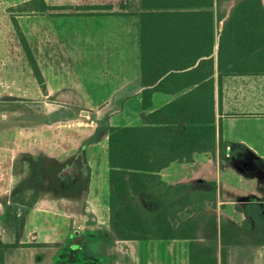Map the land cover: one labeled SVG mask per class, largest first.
<instances>
[{"label":"crops","instance_id":"1","mask_svg":"<svg viewBox=\"0 0 264 264\" xmlns=\"http://www.w3.org/2000/svg\"><path fill=\"white\" fill-rule=\"evenodd\" d=\"M147 1L152 4L174 0ZM2 6L0 16L9 24L0 43H6V47L13 43L24 50L19 29L41 68L45 98L36 103H43L51 112L73 111L68 116L73 124L80 127L85 124L88 128L84 136L59 140L29 134L0 138V264H58L62 259L57 242L52 243V238L41 239L51 232L39 231L36 177L32 181L27 179L31 160L42 153L55 159L58 148L54 146L64 145L58 151L65 154L66 161L76 163L66 167L62 175L65 182L76 187L74 193L86 200L85 207L105 208L109 224L110 200L104 203L97 199L101 205L88 200V194L100 192L101 187L100 176L94 175L88 162L101 159L110 186L108 130L114 126H167L163 122L166 115L154 112L171 104L169 118L177 121L168 126L179 131L196 126V118L213 120L208 125L215 127V151L184 149L182 157L159 172L161 178L169 184L189 183L191 188L202 190H210L214 182L216 207H206L208 213L217 215V232L199 240L215 248L218 264H264V73L219 77L216 4L212 8L213 53L197 60L196 46L202 44V34L209 32V28L196 25V7H151L144 6L143 0H2ZM196 33L201 34L200 40ZM44 65H48L52 74L48 79ZM53 66H75L79 86L90 98L91 108L78 100L66 99L69 97L57 98L54 91L63 74L54 72ZM59 84V90H70L73 94L79 91ZM144 90H153L151 104L145 108ZM3 96L0 106L4 108H0V113L8 114L11 110L3 103L7 100ZM23 112V108H18L16 113ZM13 127L22 133L31 130L30 125L19 120ZM189 141L196 145V136ZM190 154L192 160L187 162ZM242 161L251 169L243 170L239 165ZM211 162L217 164L218 173L228 171L226 181L196 172L197 164L205 167ZM233 176H239V185L232 184L229 178ZM140 198L151 210L161 205L158 197L142 193ZM48 201L49 207L51 201L57 206L55 198ZM70 201L72 204L73 200ZM222 223L241 230L222 233ZM109 236V243L137 264H190L191 239L117 240L112 234ZM132 243L140 246L139 253L130 249ZM72 250L60 263L83 264L82 257L77 260L76 249ZM102 254L106 256V252Z\"/></svg>","mask_w":264,"mask_h":264},{"label":"trees","instance_id":"2","mask_svg":"<svg viewBox=\"0 0 264 264\" xmlns=\"http://www.w3.org/2000/svg\"><path fill=\"white\" fill-rule=\"evenodd\" d=\"M223 0H174L149 3L144 6L186 9L196 7V25L209 32L202 34V44L196 46V60L213 53L214 13L218 22L219 77L230 74L264 73V4L262 0H239L229 12H222ZM20 9L23 6L19 7ZM45 8L48 6L45 5ZM17 27V26H16ZM144 34V32H142ZM25 54L38 82L45 90L40 66L23 33L18 29ZM208 35L210 42L208 44ZM200 33L196 37L200 40ZM145 74V44L142 47ZM153 90L143 91L144 108L151 104ZM175 104V103H174ZM165 106L155 114H165L164 123H175ZM154 113L151 115L153 116ZM149 120L146 118L145 122ZM213 120L196 118V126L179 131L171 126H114L108 130V162L110 166L109 231L117 240L191 239L190 264H218L215 248L200 238L217 232V215L207 210L216 207L214 182L210 190L193 189L189 183L169 184L160 171L169 166L184 149L215 151ZM160 122V120H159ZM196 136V145L190 138ZM223 154V140H220ZM190 162L192 156H188ZM158 197L161 205L151 210L141 201V194ZM245 229H247L245 227ZM240 232L235 226L222 223L221 231Z\"/></svg>","mask_w":264,"mask_h":264},{"label":"rangeland","instance_id":"3","mask_svg":"<svg viewBox=\"0 0 264 264\" xmlns=\"http://www.w3.org/2000/svg\"><path fill=\"white\" fill-rule=\"evenodd\" d=\"M237 1L239 0H223L221 7L222 12H229V9ZM262 1L264 4V0ZM2 7V0H0V9H2ZM8 24L9 23L0 16V41H2V37L5 36ZM68 67H54V72L58 71L63 74L62 81L57 82L56 86H59L55 89L54 93H57L58 99L69 97L66 99L78 100L79 103L86 108H91L90 98L79 86L80 81H78L76 77L74 71L76 70L75 66H72L67 71L66 68L68 69ZM44 70L45 77L47 79L50 78L52 74L49 72L48 65H44ZM59 83H62L61 85L65 88L74 87L75 89H79L78 93H75L78 95L73 94L70 90H59V88H61ZM7 93L10 96L4 97L3 95ZM12 94L13 97L11 96ZM1 95L7 99L6 102L3 103H6V106L10 107L11 111L8 112V114L0 113V138L22 137L29 134L30 136H35L39 139L57 138L59 140L64 137L74 138L86 135L85 131H87L88 127H86L85 124L81 125L83 127L73 124L68 117L73 114V111L55 110L51 112L49 108L44 107L43 103L41 105L36 103V100L45 98L44 89L34 75L25 51L21 47L14 46L13 43L8 45V47H6V43H0V97ZM0 108L3 109L4 107L0 106ZM18 108H23V114L18 115L16 113ZM84 116L86 117V115ZM18 120L19 122L23 121L26 126L30 125L31 130L22 133V130L14 128L13 125H16ZM100 138L104 139L105 135H100ZM59 146L60 145L58 144L54 147L59 149ZM44 147L48 149L49 146L45 145ZM60 147L64 148L65 146L61 145ZM58 149L57 153H55V159L49 158L42 153L40 156L29 162V170L31 173L29 172L27 179L32 181L33 176L35 175L36 178L34 183L37 186L35 197L36 201L40 204V208L38 209V219L40 220L39 231L41 233H47V231L51 232L50 236L43 237L42 235L41 239L52 238V240L50 239L52 243L57 242L56 244H60L71 237L70 234L75 235V232L77 234L87 233L91 235L90 253L99 256L102 252H106V262L104 264H137L135 259H132L130 256L121 255L118 249L113 247L112 243H99L101 236L110 239L109 234L111 233L109 231L108 219L106 217V209L85 207L86 200L82 198V196H77L79 194L74 193L76 187L73 186V184L69 185L68 182L66 183L63 178L64 176H62L63 173H65V169L71 168V164L76 165V163L73 160L66 161L65 154L62 153V151H58ZM239 163L243 170L251 169L247 162L242 161ZM88 164L92 167L94 175H99L101 178L99 181L101 185L100 192L95 193L92 191L91 194H88V200L93 201L95 205L96 203L101 205L99 201H96L97 199H100L101 202L105 203L107 200L109 201L110 197V186L106 180V168L101 164V159H95L92 162L89 161ZM196 172H202L208 175L211 179L221 177L224 181H226L229 176L228 171L225 170L222 171L221 174L220 172L218 173V166L214 162H211L205 167H199L197 164ZM229 179L234 186L239 185V176H233ZM54 182H56V186L54 185ZM49 183L50 187H48ZM54 198L56 199L57 206L54 207V203L51 201V206L49 207L47 204L49 202L48 200ZM70 199L73 200L72 204H70ZM89 204H91V202ZM238 223L241 227L243 226L240 221ZM26 227L29 228V226ZM75 239L77 242L79 241L77 237ZM135 244L136 243H132L130 248L134 254H136V252L139 253L140 250V246H136ZM37 252L40 253L41 250H38ZM54 252V249H52V255H54Z\"/></svg>","mask_w":264,"mask_h":264},{"label":"flooded vegetation","instance_id":"4","mask_svg":"<svg viewBox=\"0 0 264 264\" xmlns=\"http://www.w3.org/2000/svg\"><path fill=\"white\" fill-rule=\"evenodd\" d=\"M71 237H69L65 242H62L60 244H58V246H61L60 251H59V257H62V259H60V261H64L65 258L64 257H69L70 254L73 253L72 248H75L77 253V260H80V258L82 257V259L84 260L83 264H104L106 262V256L103 255L102 253L99 256H95L93 255V253H90V234L87 233H81V234H77L75 232V235L70 234ZM78 238V242L76 241L75 238ZM110 237V236H109ZM95 238V237H92ZM111 240L110 239H106L105 237L101 236V240H100V244L103 242H107L109 243ZM100 260V261H99ZM60 261L58 262V264H66V263H60Z\"/></svg>","mask_w":264,"mask_h":264},{"label":"water","instance_id":"5","mask_svg":"<svg viewBox=\"0 0 264 264\" xmlns=\"http://www.w3.org/2000/svg\"><path fill=\"white\" fill-rule=\"evenodd\" d=\"M84 114L87 113L86 111L83 112Z\"/></svg>","mask_w":264,"mask_h":264}]
</instances>
